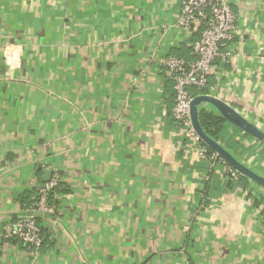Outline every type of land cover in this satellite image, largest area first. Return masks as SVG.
<instances>
[{"label": "crops", "instance_id": "crops-1", "mask_svg": "<svg viewBox=\"0 0 264 264\" xmlns=\"http://www.w3.org/2000/svg\"><path fill=\"white\" fill-rule=\"evenodd\" d=\"M181 1L0 0V264H264L247 196L263 210V187L228 188L216 167L197 210L205 165L172 121L160 63L192 58L199 30L177 25ZM231 7L233 54L206 94L264 128V0ZM244 132L238 155L220 143L264 174V142ZM45 170L60 179L56 210L28 250L1 234L27 216L21 199Z\"/></svg>", "mask_w": 264, "mask_h": 264}, {"label": "built area", "instance_id": "built-area-1", "mask_svg": "<svg viewBox=\"0 0 264 264\" xmlns=\"http://www.w3.org/2000/svg\"><path fill=\"white\" fill-rule=\"evenodd\" d=\"M237 21L238 15L231 7V0H182L177 25L188 38L193 30H199L198 38L189 43L192 58L167 55L160 62L165 79L172 83L174 91L172 116L182 125V133L193 140L195 150L204 162L206 172L202 175V182L208 179V172L216 167L224 170L225 179L238 182L241 175L199 139L191 125L189 113L193 97L189 89H209L208 78L218 60H230L233 54L230 45L239 32ZM59 180L58 174L54 173L41 184L37 200L29 208L31 213H27L24 219L6 224L1 236L14 237L25 243L28 250H38L42 245V237L36 218L37 215L54 214L56 207L48 202V196ZM202 182L200 189L203 187ZM203 208L204 204H197V209Z\"/></svg>", "mask_w": 264, "mask_h": 264}, {"label": "water", "instance_id": "water-1", "mask_svg": "<svg viewBox=\"0 0 264 264\" xmlns=\"http://www.w3.org/2000/svg\"><path fill=\"white\" fill-rule=\"evenodd\" d=\"M207 106L211 107L212 111H215L235 126L239 127L248 134L256 137L262 142H264V128L260 127L259 125L251 121L249 118L235 110L231 105L227 104L216 96L209 94H198L192 97L190 101L189 113L191 125L199 139L205 145L215 151L219 156L224 158L228 162V164L235 168L241 175L245 176L249 180L255 182L256 184L264 188V174H261L254 170L245 161L238 158L235 154H233L230 150L224 147L220 142L211 138L203 130L198 117L199 111ZM50 174V170H45L43 180H48ZM27 213H31V211L27 210ZM37 218H40V215H37Z\"/></svg>", "mask_w": 264, "mask_h": 264}, {"label": "trees", "instance_id": "trees-1", "mask_svg": "<svg viewBox=\"0 0 264 264\" xmlns=\"http://www.w3.org/2000/svg\"><path fill=\"white\" fill-rule=\"evenodd\" d=\"M210 77V76H209ZM170 82V81H169ZM210 78H208V86L210 87ZM172 84V83H171ZM191 95L194 97L198 94H206L208 93V88H204V89H196L194 87L189 89ZM173 97H174V91H173ZM174 101V100H173ZM173 106V105H172ZM171 118L174 124L177 125V128L180 129L182 131V125L176 121L173 116H172V111H171ZM199 121H200V125L203 128V130L206 132V134H208L211 138H213L216 141L221 142L222 144H224L225 146L229 147L234 153H236L237 155L240 153L239 152V147L242 145L241 144V139H236L235 134L239 131H241L242 129H240L239 127L235 126L234 124H232L231 122H229L227 119H225L224 117L220 116V115H216L213 114L211 112H208L204 109H201L199 111ZM245 133V132H244ZM245 135H247V133H245ZM249 135V134H248ZM185 136V142L186 143H192L193 140L187 136ZM236 145L238 147H236ZM195 147V144H194ZM203 161V160H202ZM213 170H210V172H208V179L204 180L203 183V187L198 191L199 193V200H198V204L203 205L204 204V208L205 209L207 207V204L209 203V186H210V180H211V176L213 174ZM247 180V178L243 175H240L239 181H232L230 179H226V183H227V187L228 188H235L237 186L241 188H244V181ZM60 181V180H59ZM241 184L239 185L238 183ZM242 185V186H241ZM61 184L60 182H58V184L50 191L49 196H48V202L49 203H56V199H55V193L56 191L60 188ZM248 198H250V202H251V208L253 210H261L262 212V216H263V233H264V209H261V201L256 200L254 197H252L250 195V193H247ZM38 197V192L36 193V195L34 196L33 200H27L25 197L21 199V203L22 205H26L24 206L25 209L26 208H31L34 202H36ZM26 199V200H25ZM199 210V209H197ZM39 219L40 218H36L37 223L39 224ZM40 225V224H39ZM44 229L42 228V226L40 225V233H41V237H42V245H43V239H44V234H43Z\"/></svg>", "mask_w": 264, "mask_h": 264}]
</instances>
